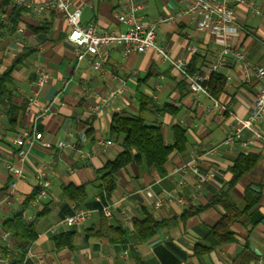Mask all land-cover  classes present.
I'll return each instance as SVG.
<instances>
[{
  "label": "crops",
  "instance_id": "1",
  "mask_svg": "<svg viewBox=\"0 0 264 264\" xmlns=\"http://www.w3.org/2000/svg\"><path fill=\"white\" fill-rule=\"evenodd\" d=\"M70 1L80 8L83 25H93L98 32H122L127 28L115 16L122 0ZM142 1L144 5L136 14L145 20L173 16L158 23L156 42L165 46L172 57L186 59L192 72H207L215 53L225 43L243 50L248 64H264V0H256L258 14L236 4V31L225 39L198 31L189 15L178 14L182 0ZM45 2L0 0V74L17 55L25 54L12 70L7 93L0 99V245L10 247L14 243L3 221L20 211L27 196L37 189L35 168H40L49 186L44 196L37 200L35 196L23 209V217L34 223L37 235L22 264H264V143L254 140L244 129L241 138L247 141L246 148L237 142L233 146L223 144L225 134L235 124L232 116L220 110L208 111L211 100L203 94L192 95L186 81L168 63L160 61L153 49L123 55L118 46H111L99 70H93L86 59L76 61L74 45L67 39L65 16L44 7ZM188 43L196 47L193 55L186 52ZM38 67L49 73L48 81L39 88ZM216 72L225 78L216 99L237 116H247L257 87L255 78H245L240 65L232 61ZM118 79L124 83L123 93L108 107L93 110L97 97L118 86ZM142 101H147L149 107L145 121L160 126L166 143H172L171 126L185 130V148L169 154L163 175L134 161L120 168L115 188L107 196L96 170L121 150L120 139L109 136L111 117L113 113H137ZM163 106L170 109L163 110ZM40 108L45 109L42 115ZM256 126L264 133V120ZM33 130L42 138L29 147L28 160L22 166L24 176L11 188V174L5 168L6 162L16 163V147L11 139ZM107 140L110 143L106 145ZM44 141H63L66 146L46 147ZM249 153L257 155L255 166L227 188L234 159ZM194 156L200 170L214 171L213 179L196 189V177L188 171L185 183L177 186L180 174L174 168ZM69 184L85 186L83 201L77 203L64 195L63 188ZM247 186L259 193V199L231 224L235 240L195 255L197 244L208 245L209 229L223 212L220 206L199 207L212 195L226 190L241 209ZM172 191V200L153 206L156 194ZM107 203L113 204L109 217L100 210ZM75 208L88 210L86 219L79 226L67 227L61 220ZM147 214L161 225L151 237L141 240L133 232L132 221ZM103 217L107 225L125 230L123 240L111 242L92 234ZM65 232H73L72 246L58 248L53 237Z\"/></svg>",
  "mask_w": 264,
  "mask_h": 264
},
{
  "label": "built area",
  "instance_id": "2",
  "mask_svg": "<svg viewBox=\"0 0 264 264\" xmlns=\"http://www.w3.org/2000/svg\"><path fill=\"white\" fill-rule=\"evenodd\" d=\"M16 1L20 3L23 0ZM182 3L183 5L179 9L178 14L189 15L193 19L198 31L219 34L224 39L236 31V4H243L254 14L260 12L256 0H182ZM143 5L142 0H122L121 6L115 10L116 18L127 26L126 30L122 32H98L93 25L81 24V10L80 8L74 7L70 0H46L44 7L54 8L65 16L69 25L67 39L74 45L76 61L86 59L93 70H99L106 60L108 48L111 46H118L123 55L153 49L160 61L168 63L186 81L189 92L192 95L203 94L211 100L208 111L220 110L232 116L235 124L225 134L222 141L223 144L233 146L237 142L243 148H246L247 141L241 138V132L244 129L250 131L251 137L254 140L264 143V133L256 126L260 121L264 120V64H248L243 50L225 43L215 53L207 72L202 74L190 72L186 59L172 57L165 46L156 42V28L158 23L164 20H171L173 16L161 17L156 21L145 20L136 14L138 10L142 9ZM185 49L189 55H193L196 52V47L190 43L186 45ZM228 61L238 63L244 77L248 78V76L252 75L257 82L251 108L245 117H239L227 109L222 102L208 92L204 84V81L210 77L211 73L216 72L220 66L226 64ZM36 72V85L39 88L46 84L49 79V73L43 67H38ZM118 81V86L110 89L106 94L97 97L93 105V110L98 111L102 107H108L118 95L123 93L124 83L122 79H118ZM44 112L45 109L40 108L39 115L44 114ZM41 138V133L34 130L28 135L18 133L12 137L11 142L16 147V163H5V168L11 174V188H14L16 182L24 176L22 166L28 160L29 147ZM104 143L107 145L110 141L107 140ZM42 144L46 147L55 145L57 148L66 146L63 141L56 143L44 141ZM213 149L211 148L209 151ZM188 171L192 172L196 177V189L201 187L202 182L211 180L214 177V171L212 169L205 171L199 169L197 157L194 156L181 166L174 168V172L180 174L177 186L185 183V176ZM35 177L38 188L35 198L37 200L44 196L46 188L49 186V180L40 168H35ZM173 191L156 194L153 199V206L159 207L164 202L172 200L174 197ZM112 206L113 204L107 203L101 207L100 210L103 216L109 217L111 215ZM87 214L88 210L75 208L72 214L61 220V223L67 227L79 226L85 221Z\"/></svg>",
  "mask_w": 264,
  "mask_h": 264
},
{
  "label": "trees",
  "instance_id": "3",
  "mask_svg": "<svg viewBox=\"0 0 264 264\" xmlns=\"http://www.w3.org/2000/svg\"><path fill=\"white\" fill-rule=\"evenodd\" d=\"M25 54L17 55L13 62L0 74V99L7 93V84L11 81V72L24 58ZM192 72L191 64L188 67ZM225 84L224 75L220 72H213L207 82L208 92L216 98ZM15 108V106H13ZM12 107L9 109V114ZM23 109V107H22ZM163 110L170 109L163 106ZM149 110L148 102L142 101L135 114L125 115V113H113L109 124V136L120 139L121 150L111 160H107L104 165L96 170L99 185L108 196L115 188V179L120 168L131 162L143 164L145 167L153 169L158 175L165 173L164 164L169 154L176 150H184L186 143L185 130L178 125L171 126L172 143H166L162 135L160 126L147 123L144 114ZM257 161L255 154H239L229 167L231 178L227 182V188L234 186L240 177L251 170ZM38 188L35 189L23 202L22 209L16 212L11 218L3 221V228L11 234L14 239L12 246L0 245V264H22L27 248L37 235L34 223L27 221L23 217V209L35 198ZM64 195L79 203L86 197L85 186H73L71 184L63 188ZM244 206L239 209L226 190H221L212 195L199 209L213 206H220L222 214L216 223L210 227L206 240L208 245L197 244L194 247V254L200 256L209 251L213 246L232 242L235 240L230 226L241 216L245 215L258 201L259 193L253 191L249 186L243 192ZM133 232L138 239L144 240L151 237L161 225V221L155 220L147 214L142 219L132 221ZM95 236L107 238L111 242L121 241L125 238V230L119 226H109L104 217L99 228L92 232ZM73 232H65L53 237L55 245L71 247Z\"/></svg>",
  "mask_w": 264,
  "mask_h": 264
},
{
  "label": "rangeland",
  "instance_id": "4",
  "mask_svg": "<svg viewBox=\"0 0 264 264\" xmlns=\"http://www.w3.org/2000/svg\"><path fill=\"white\" fill-rule=\"evenodd\" d=\"M236 202H237V200H236ZM238 203V202H237Z\"/></svg>",
  "mask_w": 264,
  "mask_h": 264
}]
</instances>
